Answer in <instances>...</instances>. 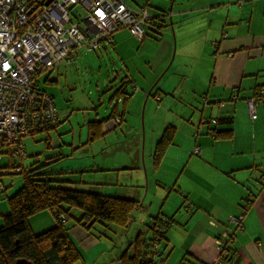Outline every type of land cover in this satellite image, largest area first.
Listing matches in <instances>:
<instances>
[{
	"label": "crops",
	"instance_id": "1",
	"mask_svg": "<svg viewBox=\"0 0 264 264\" xmlns=\"http://www.w3.org/2000/svg\"><path fill=\"white\" fill-rule=\"evenodd\" d=\"M123 1L133 8L146 5L155 24L165 27L162 30L157 25H148L145 41L136 39L128 29H120L113 35L114 42L99 50L112 52L113 63L118 66L116 76L119 77V72L122 74L121 79L128 82L126 91L133 95L121 124L113 118L107 120L101 139L88 143L89 130L86 138L83 137L85 129L80 127L79 145L112 146V150L105 152L101 161L67 171L77 174V179L81 173H88L87 180L84 176L81 180L87 190L139 201V215H144V223L156 216L168 220L174 217L167 228L166 240L157 246L158 264H220L217 237L233 229L230 217L239 215L248 206L244 229L237 230L230 245L234 258L229 264H264V101L257 108L256 119L250 117L248 106L255 92L264 88V0ZM79 51L74 52L71 62L64 60L46 73L45 84L58 83L62 68L67 71ZM175 77L178 81L172 85ZM161 82L164 84L160 89L166 96L171 95V100L165 101L169 113L172 115V106L183 101H189L188 105L194 109L197 103L200 121L194 123L197 119L191 109L184 114H181L183 110L173 113L172 119L181 122L176 125L172 120L168 125H176V134L160 164L165 165L171 159L169 166L173 170L167 173L161 166L155 170L153 191L160 205L157 203L153 210L152 205L141 201L142 191L150 189V182L145 184L144 178L142 181L139 178L146 166L144 170L141 167V154L145 155L146 147L142 150L143 134L137 121L146 98L145 146L149 131L153 158L164 130L156 127L155 102L149 97ZM44 87L40 86L46 91ZM117 100L120 106L123 100ZM109 115L100 119L89 117L87 125ZM220 118H233L232 124L218 121ZM212 128L231 129L233 136L217 139ZM70 130L73 125L69 121L56 130L62 145H75L74 141L63 138ZM179 133L182 139H177ZM128 139L133 141L128 147L133 151L132 156L123 152V144ZM93 145H90L92 152ZM197 146L202 148L198 158L193 156ZM151 165L150 169H154L153 162ZM163 172L170 179L165 183L169 194L164 201L166 193L159 185L164 182L160 177ZM175 185L179 194L170 201ZM213 221L216 225L211 224ZM30 223L35 233L56 224L51 211L34 215ZM71 233L81 252L83 248L92 250L99 243L78 226L72 227ZM118 257L117 253L106 264H117Z\"/></svg>",
	"mask_w": 264,
	"mask_h": 264
},
{
	"label": "built area",
	"instance_id": "2",
	"mask_svg": "<svg viewBox=\"0 0 264 264\" xmlns=\"http://www.w3.org/2000/svg\"><path fill=\"white\" fill-rule=\"evenodd\" d=\"M0 0V163L24 160L23 138L41 129H53L59 114L53 97L37 84V76L66 60L74 50H97L113 42V34L128 29L145 41L153 16L145 5L133 8L123 0ZM248 100L249 115L256 119L264 101V88ZM115 122L121 124L119 118ZM202 153L197 146L194 155ZM13 169L0 164V194L4 179ZM264 186V175H262ZM245 213L230 217L243 230ZM212 225H216L213 221ZM225 230L223 238H234ZM221 254L228 255L225 241L217 239ZM220 264H225L221 262ZM228 264V263H227Z\"/></svg>",
	"mask_w": 264,
	"mask_h": 264
},
{
	"label": "trees",
	"instance_id": "3",
	"mask_svg": "<svg viewBox=\"0 0 264 264\" xmlns=\"http://www.w3.org/2000/svg\"><path fill=\"white\" fill-rule=\"evenodd\" d=\"M151 24L157 25L162 30L165 27L164 24H155L153 19ZM146 27L148 28V26ZM109 45L102 44L97 49H102ZM93 51L96 52L97 50ZM73 55L71 56V61ZM38 78L39 76H37V84L39 86ZM120 83V88L111 97V103L114 105L110 115L101 120L89 121L88 143L103 137V128L107 120L119 118L122 122L127 112L126 106L133 93L126 91L128 82H125V79ZM108 91L109 89L105 92ZM116 99L123 100L122 108H120L119 101H116ZM232 120L233 118H220L218 121L232 124ZM60 124L59 114V122L53 129H41L30 135L41 131L49 133L60 128ZM210 130L213 132L214 137L220 140L221 138L228 139L233 136V130L231 129L219 131L216 128H212ZM175 131V126H169L164 130L161 139L156 144L153 156L154 166L159 167L162 163L167 149L172 146L176 134ZM62 158L64 157L51 159L43 164L34 163L28 168H25L24 165L18 167L19 169L16 172L20 170L23 176V185L18 192L12 196H7L10 209L9 213L3 215L4 225L0 227V264H17L19 260L23 259L30 264H84V256L72 237L71 229L74 226L84 229L85 232L99 242L102 236H107L114 243L115 248L118 247V243H115L118 236L125 237L122 243L124 245L127 243V247L119 253L117 264H158L156 257L159 255L157 246L166 240L167 228L174 222V217L168 220L166 217L156 216L149 222H145L144 228L135 227L134 236L129 239L128 235L138 221V214L141 209V206H139L140 202L130 198L103 195L82 188L78 189L77 185L82 183L81 176L77 179L76 174L73 172L58 171L51 168L56 161ZM11 162L9 163V168L12 169L13 167L16 169ZM14 172L15 170L9 174L14 175ZM4 188L2 193L7 191L5 182ZM247 208L248 206L242 208L241 213L246 214ZM77 209L81 211L78 217L73 215V212ZM45 211L53 213L56 224L46 229V231L33 232L30 218ZM69 219L74 221L71 226L67 225ZM230 223L233 225L232 222ZM231 230L234 231V237L238 229L234 226ZM223 233L217 239L225 241V248L230 252L226 256L223 253L221 254V262L229 264L234 258V251L231 250L230 245L235 238H223ZM122 246H120V250Z\"/></svg>",
	"mask_w": 264,
	"mask_h": 264
},
{
	"label": "rangeland",
	"instance_id": "4",
	"mask_svg": "<svg viewBox=\"0 0 264 264\" xmlns=\"http://www.w3.org/2000/svg\"><path fill=\"white\" fill-rule=\"evenodd\" d=\"M137 1V0H134ZM142 2V0H141ZM140 44V43H139ZM79 56H75L73 59L74 62L71 64V67L68 68L66 71L65 68H62L59 82L53 85H46L44 82V78L46 73H43L39 75L40 79V86L42 87V84L45 86L44 88L46 91H48L51 95H53L55 102L58 104L59 114H61L62 122L60 126L62 127L67 123L70 122L71 125H73V130L68 133H66L63 138L65 140L70 142H75V145L66 144L62 145L61 141L58 137H56V130H53L49 132L41 131L39 133L30 135L28 137L23 138V145L24 150L26 151L28 157L25 160L18 161L16 159H13L11 162L8 160L7 156L3 157L1 160V165L6 167L10 162L11 164L16 167L12 169L15 170L14 175L8 174L4 180L7 191L6 193L0 194V227H2L3 224V215L9 213L10 204L7 200V196H12L16 192L20 190V187L23 185V176L18 171V167L20 165H24L25 168L30 167L34 163L43 164L46 161H50L51 159H57L60 157H64L58 161L55 162V164L51 167L53 170L58 171H67V170H75L79 169L80 166H88L91 161L97 162L101 161L102 155L105 152H109L112 150V146H106L105 148L94 146L95 150L92 152V149H90V145L84 144L79 145V133L80 130L83 127L85 130L83 131V137H86L88 134V119L89 117H97L100 119V117H105L109 113H111L112 106L114 105L111 103V97L114 94V92L120 88L121 85V73L119 72V77L117 75L118 66L113 63V57L111 51L109 50V53L106 52H100V49H97L96 52L93 50H82L79 49ZM100 50V51H99ZM87 54H84L86 53ZM175 65L170 69V75H173L171 72L174 71ZM169 75V76H170ZM56 78V75H55ZM178 77H175V79L172 82V85L177 83ZM162 84L164 82H161V85L159 84L158 89H156L152 94L155 95L154 97L152 94L149 98H151V101L153 100L155 102V110H156V120L155 124L158 130L161 131L165 130L169 124H171L172 120L175 121L176 124L181 121H176L174 118L173 113H177L178 110H183L181 114H184V112H189L191 109L192 114H194V118L197 119L194 121V123L197 122V124L200 121V112L198 108L197 103H195V108H192L188 105L189 101H183L181 105H175L172 106V115L169 113L170 108L167 105L166 100H171V95L164 94V92L160 89ZM170 85V87L172 86ZM107 89H109L108 92H105ZM170 92V91H169ZM172 93V92H171ZM170 93V94H171ZM139 95V99H141ZM116 101H118L116 99ZM120 101V100H119ZM146 101V98L143 102L142 106V113L140 117L138 118V127H140L143 134V140L142 145L143 149L146 147L145 155L143 153L141 154V167L144 170L140 174V179L144 178L145 184L150 182V189L146 192V189L142 191V202L144 201V205H152V209L156 210V206L160 205L159 197L155 196L154 193V184L156 183L155 179V170L159 169V167L154 166V160L151 157V146H150V139L152 138L150 132L148 131V138L145 146V122H144V105ZM123 107V102H120V108ZM182 107V109H181ZM169 108V109H168ZM148 110V109H147ZM194 110V113H193ZM149 120V114L148 119ZM168 121L167 124H164L165 121ZM175 125V126H176ZM60 127V128H61ZM150 127V124L148 126V129ZM165 127V128H164ZM206 127V126H205ZM164 132V131H163ZM182 133V132H181ZM179 133L177 136V139H182V135ZM87 138V137H86ZM126 142L123 144L124 149L123 152L125 155H133V151H131L128 147L132 145L133 141L131 139L125 140ZM86 142V141H85ZM157 144V143H156ZM122 146V147H123ZM120 153V152H119ZM89 156V157H88ZM197 156L198 155H194ZM108 159V158H107ZM168 159V158H167ZM109 160V159H108ZM171 160V159H170ZM167 160L166 164H162L161 168L165 169L167 172H171L173 169L169 165H171V161ZM144 161V162H143ZM154 169H150V166H152ZM160 174L161 180L164 181L163 183H160V187L162 188V191L166 193V196L163 198V201L166 199L167 195L169 194V188L165 183L166 181H170L169 177L165 176L164 173ZM167 172V173H168ZM81 177L87 180L88 173L84 172L81 173ZM77 175V174H76ZM79 175V174H78ZM78 189H85L81 184L77 185ZM87 190V189H85ZM146 192V193H145ZM176 194H179L178 188L175 185V188L172 190L171 195H173L169 200L172 201L174 196ZM158 203V204H157ZM163 203V202H162ZM157 204V205H156ZM186 204V202H185ZM188 204V203H187ZM186 209L184 208V211ZM48 212V211H45ZM43 212V213H45ZM80 210L77 209L73 212V215L77 216L80 214ZM52 217V216H51ZM53 218V217H52ZM144 215L138 214V221L136 225H134L132 231L129 233L128 238L130 239L131 236H134L135 233V227H142L144 228L145 223L143 222ZM74 224L73 219H69L68 226H71ZM35 226H38L35 224ZM113 237H115L113 235ZM125 240V237H119L117 238V241L115 243H118V247H114V243L111 242V240L106 236L101 237V241L98 243V245L92 250L86 251V249H82V254L85 257L86 264H106L112 258L115 254H119V248L121 245H124L122 241ZM127 243L124 245L123 249H125L127 246ZM81 264V263H78ZM85 264V263H84Z\"/></svg>",
	"mask_w": 264,
	"mask_h": 264
},
{
	"label": "water",
	"instance_id": "5",
	"mask_svg": "<svg viewBox=\"0 0 264 264\" xmlns=\"http://www.w3.org/2000/svg\"><path fill=\"white\" fill-rule=\"evenodd\" d=\"M51 1L52 0H47L46 4L48 5ZM17 264H30V263H28L26 260L23 259V260H19Z\"/></svg>",
	"mask_w": 264,
	"mask_h": 264
}]
</instances>
